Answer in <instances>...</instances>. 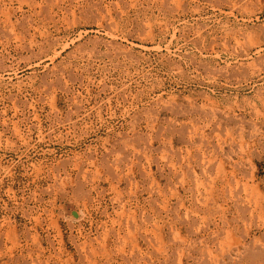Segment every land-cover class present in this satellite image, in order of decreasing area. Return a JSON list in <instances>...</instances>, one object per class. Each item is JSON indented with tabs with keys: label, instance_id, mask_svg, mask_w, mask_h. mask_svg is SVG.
Masks as SVG:
<instances>
[{
	"label": "rangeland",
	"instance_id": "1",
	"mask_svg": "<svg viewBox=\"0 0 264 264\" xmlns=\"http://www.w3.org/2000/svg\"><path fill=\"white\" fill-rule=\"evenodd\" d=\"M0 74V264H264V0H0Z\"/></svg>",
	"mask_w": 264,
	"mask_h": 264
},
{
	"label": "bare ground",
	"instance_id": "2",
	"mask_svg": "<svg viewBox=\"0 0 264 264\" xmlns=\"http://www.w3.org/2000/svg\"><path fill=\"white\" fill-rule=\"evenodd\" d=\"M103 26V25H102ZM103 28V27H102ZM104 28H105V26H104ZM110 31V30H109ZM78 36V35H77ZM119 36V35H118ZM258 42V41H257ZM106 43H107V41H106ZM112 43V42H111ZM118 43V42H117ZM101 44V43H100ZM108 44V43H107ZM105 46V45H104ZM107 46V45H106ZM105 50V49H104ZM55 56V55H54ZM56 57V56H55ZM35 64V63H34ZM8 67V66H7ZM6 68V67H5ZM9 68V67H8ZM18 68V67H17ZM14 69H16V68H14ZM3 71V70H2ZM8 71V70H7ZM12 71V70H11ZM15 72V71H14ZM3 74V73H2ZM2 74H0V75H2ZM8 75V74H7ZM19 75V74H18ZM3 80V79H2ZM254 208V207H253ZM260 210V209H259ZM256 212V211H255ZM230 229V228H229ZM173 232H174V230H173ZM177 232V231H176ZM227 232V231H226ZM229 232V231H228ZM179 235V234H178ZM179 237H181V236H179ZM232 238V237H231ZM160 241V240H159ZM229 241V240H228ZM238 242V241H237ZM239 243V242H238ZM232 244V243H231ZM234 244V243H233ZM232 244V245H233Z\"/></svg>",
	"mask_w": 264,
	"mask_h": 264
}]
</instances>
